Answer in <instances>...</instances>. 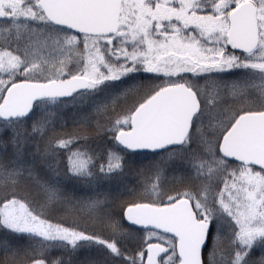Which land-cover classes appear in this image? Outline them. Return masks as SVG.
<instances>
[{"label": "snow or ice", "instance_id": "snow-or-ice-1", "mask_svg": "<svg viewBox=\"0 0 264 264\" xmlns=\"http://www.w3.org/2000/svg\"><path fill=\"white\" fill-rule=\"evenodd\" d=\"M0 264H264V0H0Z\"/></svg>", "mask_w": 264, "mask_h": 264}, {"label": "trees", "instance_id": "trees-1", "mask_svg": "<svg viewBox=\"0 0 264 264\" xmlns=\"http://www.w3.org/2000/svg\"><path fill=\"white\" fill-rule=\"evenodd\" d=\"M68 120H69V123H68V130L69 131H71L72 130V123H71V114H69V116H68V118H67ZM135 172H136V170L134 169V170H132V171H130L129 173H128V175L125 177V181H126V184L128 185V187H130V188H139V186H140V184H138V183H131L132 181H135V180H137V178L138 177H134V176H136L137 174H135ZM138 176V175H137ZM138 181V180H137ZM116 209H118V207H116ZM53 216H54V218L55 219H57V220H59V219H68V220H70V219H72V217H69V216H67L65 213H63V212H55V213H53L52 214ZM78 221H79V218H78ZM79 223H80V225L82 226V227H87V228H89V229H91L93 226H90L89 224H87V223H82V222H80L79 221ZM97 231H102V230H97ZM105 235H106V233H104ZM82 254H86V253H81L80 255H82Z\"/></svg>", "mask_w": 264, "mask_h": 264}, {"label": "rangeland", "instance_id": "rangeland-1", "mask_svg": "<svg viewBox=\"0 0 264 264\" xmlns=\"http://www.w3.org/2000/svg\"><path fill=\"white\" fill-rule=\"evenodd\" d=\"M135 174H137L136 176H134L135 178L136 177H138L137 178V180H135V181H132L131 183H138L139 184V181H141V180H143V179H145L146 178V176H140L138 173H137V171L135 172ZM125 183H126V181H125ZM126 198H129V197H126ZM112 211H114V212H116V213H119V211H120V209H119V207H118V209H116V208H113L112 209ZM79 218V221L80 222H82V223H87V224H89L90 226H93V224H92V222L89 220V218L87 217V216H80V217H78ZM102 230V229H100L99 228V226H96V230ZM84 257V254H82L81 255V258H83Z\"/></svg>", "mask_w": 264, "mask_h": 264}]
</instances>
